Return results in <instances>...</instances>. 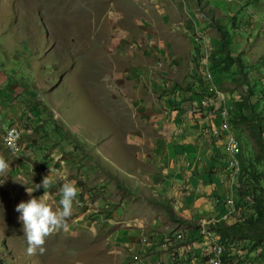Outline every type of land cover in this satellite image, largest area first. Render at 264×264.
<instances>
[{
	"label": "rangeland",
	"instance_id": "1",
	"mask_svg": "<svg viewBox=\"0 0 264 264\" xmlns=\"http://www.w3.org/2000/svg\"><path fill=\"white\" fill-rule=\"evenodd\" d=\"M257 11L264 12V0H0V157L10 165L0 173V264H135L141 231L123 220L139 214L149 227L159 220L161 239L148 237L157 250L166 236L183 235L181 247L205 243L214 233L211 219L197 220L192 208L179 205L170 217L162 194L127 174L139 168L156 116L167 120L166 112L175 111L168 101L175 88L181 108L189 97L182 90L200 79L222 95L226 109L245 95L233 75H213L210 56L222 41L208 23L222 19L233 32V19L242 18L231 50H244L251 67L264 55V23L258 36L247 23ZM5 122L22 130L17 151L2 140ZM46 177L53 208L67 182L85 201H74L67 227L46 237L43 253L30 254L16 207L42 196ZM123 190L138 197L128 199ZM119 209L124 217L113 216ZM159 256L170 264L168 254ZM149 264L158 263L153 257Z\"/></svg>",
	"mask_w": 264,
	"mask_h": 264
},
{
	"label": "crops",
	"instance_id": "2",
	"mask_svg": "<svg viewBox=\"0 0 264 264\" xmlns=\"http://www.w3.org/2000/svg\"><path fill=\"white\" fill-rule=\"evenodd\" d=\"M219 96L222 97L221 94ZM218 97L216 95L211 100L215 105H221ZM193 100L201 104L198 97ZM168 101H172L171 97ZM190 106L191 104L185 103V112L182 113L174 111L172 114L168 110L167 120L162 119V115L156 116L146 136V148L138 157L139 168L127 175L146 181V189L162 194L164 202L169 201L174 212H177L175 205H179L181 209L189 206L193 209L195 219L212 220L228 212L227 197L234 193L238 182L233 181L229 170L230 156L223 136L221 110L209 112L201 106ZM124 162L126 168L128 163ZM122 193L128 199L138 197L131 190H123ZM235 197L237 196L234 195L236 201ZM116 213L118 216H125L121 209L114 211L113 216ZM139 215L140 218H126L123 223L137 225V230L141 231L139 238L146 235L153 241L161 239L162 233L156 231L159 220L154 219V226L149 227L145 223L150 221L140 220L144 216ZM113 216H110L109 221L114 219ZM195 249L197 254L201 253V247ZM145 262L148 260L143 264H149Z\"/></svg>",
	"mask_w": 264,
	"mask_h": 264
},
{
	"label": "trees",
	"instance_id": "3",
	"mask_svg": "<svg viewBox=\"0 0 264 264\" xmlns=\"http://www.w3.org/2000/svg\"><path fill=\"white\" fill-rule=\"evenodd\" d=\"M233 20V32H229L228 28L222 24V19L215 23L212 21L208 23L209 28L216 27L219 30L222 41V48L213 52L210 59L215 77L220 80L223 76L233 75V82L242 85L246 92L239 99H234L228 108V123L242 146L240 156L242 171L238 175V183L235 187L237 212L228 221L213 224L210 228L219 238L221 245L224 246V263L255 264V258L257 260L264 258V55L261 57L260 63L250 67L242 58L245 55L244 50L240 53L231 50L236 42V33L234 32L239 31L242 26V18L235 17ZM192 23L190 22V25ZM247 23L250 25V30L253 31L251 34L258 36L264 23V12L257 11L255 15H249ZM190 27L193 30L192 26ZM206 27L208 28V26ZM261 67L262 69H260ZM198 83V87L181 89L184 92L187 91L186 94L189 95L185 103H191L193 108L197 107L193 100L194 97L210 98L211 100L212 97H215V94L212 95L210 87L206 86L207 84L205 85L202 79L198 80ZM168 96L174 98L172 106L175 111L185 112V107H179L180 102L184 103L181 99V91L179 92L175 88L173 94ZM253 98H258L259 107L256 106ZM211 104L215 103L211 101ZM40 126L47 133L45 122L40 123ZM52 131H54L53 128ZM66 133L70 135L67 130ZM249 197H254L252 204L248 200ZM81 199H85V197H81ZM162 203L166 207L167 214L174 217L173 206L165 202ZM250 242L255 244L250 252L248 249H244L248 252L233 255L235 250L240 247L244 248ZM259 247L261 248L260 253ZM211 248H214V245ZM192 254L190 252L188 256L189 264H199L198 261L195 263L192 261Z\"/></svg>",
	"mask_w": 264,
	"mask_h": 264
},
{
	"label": "built area",
	"instance_id": "4",
	"mask_svg": "<svg viewBox=\"0 0 264 264\" xmlns=\"http://www.w3.org/2000/svg\"><path fill=\"white\" fill-rule=\"evenodd\" d=\"M209 82H212L211 77H209ZM216 95L218 97L219 93L216 92L215 96ZM219 97L218 98H219V102H221V105L220 104L212 105L210 98L198 97L199 100L201 101V104L200 105L198 104V106H201L202 109H206L208 111L221 110V116L223 120L222 128H223L224 137L227 142V152L230 156L229 170H231L233 181L235 182L237 181L238 175L242 171V165L240 162L242 146L237 136L232 132L231 127L228 123V109L222 106L223 97L221 96ZM171 99L173 101L174 99L173 96H171ZM3 126L5 128L4 134L2 136V140L4 141V144L7 147L13 148L15 151H17L18 146H20V142L23 137L22 130L19 128L18 125L11 124L9 122H5ZM248 200L252 204L254 202V197H249ZM75 201L77 203L79 202V204H83L85 199H81L80 197H77ZM227 204L229 206L228 212L225 215H222L216 219H212L210 222L206 223L208 226H211L216 223L226 222L230 219V217L233 214L236 213L237 209L235 206L234 193H232L231 196L227 197ZM206 239L207 240L205 243L199 245V248L202 247L203 250L197 256L195 246L194 247H192L191 245H188L187 247L179 246L180 244L183 243V235H179L178 237L166 236V238L163 239L162 242H160V247H158L160 249L158 250L154 248L153 243H151V241L149 242L148 237L146 235H143L140 241L142 249L140 251V256L137 257V261L135 262V264H143L145 260H148V262H150L153 259V257L158 264H162V262L165 260L164 257L161 258L162 261L160 260L159 255L161 252L168 254L167 257L170 258L169 260L170 264H189L188 256L190 252L193 253L192 261H194V263L198 261L199 264H226L223 261V257H225L224 246L221 245V243L219 242V238L215 236V233H207ZM213 245L214 248H211V246ZM236 254H237L236 251H234L233 255ZM180 255H183L184 257H181Z\"/></svg>",
	"mask_w": 264,
	"mask_h": 264
},
{
	"label": "clouds",
	"instance_id": "5",
	"mask_svg": "<svg viewBox=\"0 0 264 264\" xmlns=\"http://www.w3.org/2000/svg\"><path fill=\"white\" fill-rule=\"evenodd\" d=\"M9 167V163L3 157H0V173L5 172ZM48 177L43 180L41 185L44 188L42 196L38 198L32 196L30 200L21 202L16 207L17 213L20 214L19 221L23 225L22 231L27 239L30 254L36 249L43 253L46 237L57 229L67 227L66 221L71 216L74 201L80 192L75 182L64 183L59 189V207L53 208L48 203L49 193L46 190L50 184ZM41 186H37V189ZM26 191L30 196L33 193L29 187Z\"/></svg>",
	"mask_w": 264,
	"mask_h": 264
}]
</instances>
